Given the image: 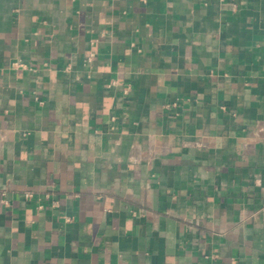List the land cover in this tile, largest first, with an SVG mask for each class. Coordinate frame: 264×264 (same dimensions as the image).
Listing matches in <instances>:
<instances>
[{
    "label": "crops",
    "instance_id": "0c3cea01",
    "mask_svg": "<svg viewBox=\"0 0 264 264\" xmlns=\"http://www.w3.org/2000/svg\"><path fill=\"white\" fill-rule=\"evenodd\" d=\"M0 264H264V0H0Z\"/></svg>",
    "mask_w": 264,
    "mask_h": 264
},
{
    "label": "built area",
    "instance_id": "2783aa9c",
    "mask_svg": "<svg viewBox=\"0 0 264 264\" xmlns=\"http://www.w3.org/2000/svg\"><path fill=\"white\" fill-rule=\"evenodd\" d=\"M28 195H30V194H28Z\"/></svg>",
    "mask_w": 264,
    "mask_h": 264
}]
</instances>
